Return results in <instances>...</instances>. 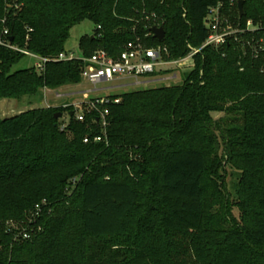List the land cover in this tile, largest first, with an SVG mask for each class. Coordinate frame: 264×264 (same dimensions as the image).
Returning a JSON list of instances; mask_svg holds the SVG:
<instances>
[{"label": "trees", "instance_id": "trees-1", "mask_svg": "<svg viewBox=\"0 0 264 264\" xmlns=\"http://www.w3.org/2000/svg\"><path fill=\"white\" fill-rule=\"evenodd\" d=\"M232 1L0 0V36L6 30L11 46L51 60L43 72H11L25 55L0 46V99L34 98L79 82L80 60L54 59L71 28L85 21L96 29L79 42L83 58L97 49L116 57L140 39L181 60L187 45H203L204 20L218 5L233 24L264 29V0ZM154 25L164 30L161 43L147 36ZM107 99L99 107L107 126L98 143L96 112L84 113L83 122L72 107L0 117V264H264L263 58L234 43L204 48L180 83ZM226 103L240 112L226 140L242 173L240 207L251 211L241 231L214 221L217 184L207 175L215 143L209 114ZM64 113L69 122L61 131ZM36 206L38 217L29 221ZM74 217L83 257L57 259L58 236Z\"/></svg>", "mask_w": 264, "mask_h": 264}, {"label": "rangeland", "instance_id": "rangeland-1", "mask_svg": "<svg viewBox=\"0 0 264 264\" xmlns=\"http://www.w3.org/2000/svg\"><path fill=\"white\" fill-rule=\"evenodd\" d=\"M7 10V2H5ZM96 27L88 21L82 22L74 26L69 31V37L64 44V53L72 59H80L81 52L79 50V42L84 37H91ZM35 60L29 57H23L22 60L14 65L11 72H16L23 69L32 68ZM191 70L177 69L174 73L177 75L176 82H157L148 85L117 87L125 82L115 84H99L96 87L90 85L87 81L80 77L79 82L74 85H66L58 89H42L34 98L23 97L20 100L0 99V117L6 119L17 114L27 112L32 109H60L64 106L82 105L92 100H102L105 98L121 96L126 93L135 91H143L150 89H158L162 87H169L181 82L182 76L189 73ZM151 80L148 78H141L139 81ZM12 101V105L5 106V102ZM72 107V108H73ZM233 105L226 103L223 105L224 110L211 112L209 120L211 122L210 128L214 134V146L207 155V175L213 178L217 185H212L211 194L218 198H214L212 216L214 221L219 222L221 226L226 225L225 221L232 222L235 228L240 231L250 226L251 211L244 210L240 207L239 194L237 193L239 179L242 176L239 167L237 166L235 158L228 150V141L226 135L229 130L239 127L240 112L238 110H231ZM14 110L6 116L4 112ZM68 113H64L61 123L68 124ZM216 191V193H215ZM85 244L83 239L79 221L74 217L70 222L65 224L60 235L58 236L56 250V258L62 259L69 256L75 258L83 257L82 248ZM80 252V253H79Z\"/></svg>", "mask_w": 264, "mask_h": 264}, {"label": "built area", "instance_id": "built-area-1", "mask_svg": "<svg viewBox=\"0 0 264 264\" xmlns=\"http://www.w3.org/2000/svg\"><path fill=\"white\" fill-rule=\"evenodd\" d=\"M233 1L231 0V5ZM155 19L154 16L150 17ZM148 18V19H150ZM204 26L208 32V36L203 45L199 49H194L187 45L188 54L181 60L173 61L168 57L167 49L164 46L147 47L140 39L126 43L117 54L116 57H111L105 50L97 49L92 54L80 60L83 64L80 76L93 87L99 84H115L125 82L117 87L140 86L148 85L157 82H176L177 75L174 73L177 69L191 70L193 68L194 56L199 54L204 48L219 49L227 44H239L243 49L250 52L254 59L260 57L264 61V29L255 26L251 21H247L242 28L231 22L229 16L224 15L221 5L209 9L204 20ZM154 27L159 28L158 25ZM153 27H150V29ZM149 33L147 36L153 37ZM7 31L4 30L0 36V46L8 48L12 51L20 52L35 60L34 68L37 72H43L45 65L51 60L38 57L26 51H20L10 45L6 41ZM146 36V37H147ZM244 37V38H242ZM154 38V37H153ZM155 39V38H154ZM161 43V42H159ZM72 60L71 56L65 53L60 54L54 61L68 62ZM263 72V71H262ZM167 73V74H166ZM164 74V75H163ZM141 78L151 80L139 81ZM117 101H115L116 103ZM108 99L92 100L82 105L64 106V108L73 107L78 122L84 121V113L96 112L98 114L97 121L102 130V136H97L93 139L94 143L101 142L105 137V128L107 126L106 116L107 111H100L99 107L107 104ZM66 124H62L60 130L63 131ZM89 139H84L83 143L88 144ZM40 206H36L34 212L29 216V221H34L39 214ZM23 239H28L29 235L24 233Z\"/></svg>", "mask_w": 264, "mask_h": 264}, {"label": "water", "instance_id": "water-1", "mask_svg": "<svg viewBox=\"0 0 264 264\" xmlns=\"http://www.w3.org/2000/svg\"><path fill=\"white\" fill-rule=\"evenodd\" d=\"M237 10H238V16L239 18H242L244 15V11H243V2L242 1H238L237 3ZM150 33L153 35V37L158 41V42H162L164 40V30L163 28H156L153 27L150 29ZM61 114H56L54 116L55 120H58L60 118Z\"/></svg>", "mask_w": 264, "mask_h": 264}, {"label": "crops", "instance_id": "crops-1", "mask_svg": "<svg viewBox=\"0 0 264 264\" xmlns=\"http://www.w3.org/2000/svg\"><path fill=\"white\" fill-rule=\"evenodd\" d=\"M12 101H8V103L7 102H5V106L4 107H7V105H12ZM14 110H10V111H8V112H4V114L6 115V116H8L7 114H9V113H11L12 114V112H13ZM18 115V114H17ZM8 118V117H7Z\"/></svg>", "mask_w": 264, "mask_h": 264}]
</instances>
